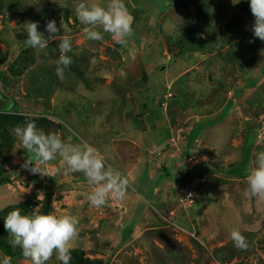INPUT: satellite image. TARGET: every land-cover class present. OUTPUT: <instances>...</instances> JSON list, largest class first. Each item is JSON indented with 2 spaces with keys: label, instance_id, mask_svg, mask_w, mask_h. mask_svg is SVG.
Listing matches in <instances>:
<instances>
[{
  "label": "rangeland",
  "instance_id": "rangeland-1",
  "mask_svg": "<svg viewBox=\"0 0 264 264\" xmlns=\"http://www.w3.org/2000/svg\"><path fill=\"white\" fill-rule=\"evenodd\" d=\"M125 3L134 22L122 46L108 33L88 40L75 0H0V105L12 104L0 117V264L5 257L31 264L4 228L17 208L76 216L72 250L91 261L264 264V206L245 195L248 169L264 151V42L253 35L248 0ZM50 20L57 27L62 20L60 34L72 41L73 64L63 76L58 41L44 50L23 43L26 21H38L47 36ZM228 111L229 124L221 120ZM29 120L67 142L93 145L128 180L125 199L91 206L86 178L67 172L59 158L43 166L42 176L22 169L27 153L12 129ZM209 121L228 127L212 138L202 133L181 160L182 134L166 135ZM193 161V173L204 172L206 181L195 204L183 208ZM233 230L246 237L247 249L234 246ZM48 264L60 262L54 255Z\"/></svg>",
  "mask_w": 264,
  "mask_h": 264
},
{
  "label": "clouds",
  "instance_id": "clouds-1",
  "mask_svg": "<svg viewBox=\"0 0 264 264\" xmlns=\"http://www.w3.org/2000/svg\"><path fill=\"white\" fill-rule=\"evenodd\" d=\"M232 2L237 4L240 0ZM248 3L254 17L253 35L264 42V0H248ZM74 11L80 23L85 25L83 31L90 41H101L103 33H108L117 43L126 46L128 38L133 35L134 17L125 0H107L106 4L75 0ZM62 25V20L60 27H57L55 20L48 21L44 30L47 36L39 31L38 21H26L23 25L27 33L23 43L28 47L44 50L50 42L58 41L60 55L57 74L60 76L73 64L72 56L68 55L72 52V41L67 35L60 34ZM12 133L27 153L21 168L30 174L42 176L43 166L59 158L67 172L82 173L86 178L92 188L87 195L91 206L100 208L109 200L125 199L128 180L119 170L107 164L93 145L86 141L67 142L56 132L46 133L31 120L14 127ZM246 181L245 195L264 206V151L255 154ZM41 198L43 195L38 197ZM79 224V219L71 214H22L18 208L9 212L4 220V228L12 238V245L19 247L23 257L30 260L31 264H48L54 255L60 264H70L73 244L79 236ZM230 238L236 248H248L247 239L239 230H233ZM2 264H10V258L5 257Z\"/></svg>",
  "mask_w": 264,
  "mask_h": 264
},
{
  "label": "crops",
  "instance_id": "crops-1",
  "mask_svg": "<svg viewBox=\"0 0 264 264\" xmlns=\"http://www.w3.org/2000/svg\"><path fill=\"white\" fill-rule=\"evenodd\" d=\"M213 117V115H211V116H209V117H207L206 119H204V120H210L211 118ZM200 118V117H199ZM221 120H225L226 122H227V124H229V111L226 113V116H225V118L223 119H221ZM201 123V122H200ZM199 123V124H200ZM208 123V125H205L204 127H200L199 125H196V129H193L191 132H190V130H191V128H189V127H187L186 128V130H182L181 132H177V134H174V132H172V131H170L167 135H166V139L168 140L169 138L171 139H174V136H178V135H181L182 134V139L183 140H181V141H179L178 140V142H179V146L177 147V151L176 152H180V150L182 151V152H185L183 155L181 154V152L179 153L180 154V157H181V160H183V156L184 155H190V148H192V147H194V146H196V144H197V142H198V139L200 140L201 138V134L202 133H204V134H209V133H211L212 135H211V138L212 137H214V135L216 134V132L218 133V131L220 130L221 131V129H225V128H227V127H223V125H224V123H222V122H220V123H218V124H216V123H214V122H211V121H209V122H207ZM217 126H220L218 129H214L215 127H217ZM171 128V127H170ZM168 129V128H167ZM172 129V128H171ZM197 130L199 131V132H197ZM190 132V133H187V135L184 133V132ZM195 131H196V134H194L195 133ZM216 131V132H215ZM215 132V133H214ZM178 133H180V134H178ZM189 134L191 135L190 137H189ZM228 136L229 135H222L221 137H222V139L221 140H225V139H227L228 138ZM212 143L214 144L215 142L212 140ZM212 144V145H213ZM168 146H170L169 144H166V148L168 149V150H170V148L168 147ZM206 147H209V146H207L206 145ZM190 150V151H189Z\"/></svg>",
  "mask_w": 264,
  "mask_h": 264
},
{
  "label": "built area",
  "instance_id": "built-area-1",
  "mask_svg": "<svg viewBox=\"0 0 264 264\" xmlns=\"http://www.w3.org/2000/svg\"><path fill=\"white\" fill-rule=\"evenodd\" d=\"M195 165V161L189 165V169L185 172L186 180L184 186L182 185L181 189V199L183 208H190L195 204V194L198 187L206 181V178L203 175L196 176L193 173L192 167Z\"/></svg>",
  "mask_w": 264,
  "mask_h": 264
},
{
  "label": "trees",
  "instance_id": "trees-1",
  "mask_svg": "<svg viewBox=\"0 0 264 264\" xmlns=\"http://www.w3.org/2000/svg\"><path fill=\"white\" fill-rule=\"evenodd\" d=\"M11 106H12V104H8L7 106H1L0 105V117L3 116L6 111H9L11 109ZM194 173L196 175L201 176L204 172H198L197 170H195ZM71 257H72L71 264H106L104 261H101V260L91 261L89 259H85V258H83L82 252L77 251V250L71 251Z\"/></svg>",
  "mask_w": 264,
  "mask_h": 264
}]
</instances>
